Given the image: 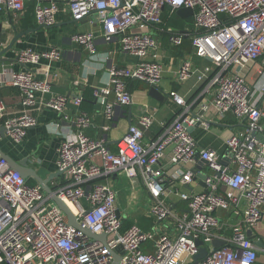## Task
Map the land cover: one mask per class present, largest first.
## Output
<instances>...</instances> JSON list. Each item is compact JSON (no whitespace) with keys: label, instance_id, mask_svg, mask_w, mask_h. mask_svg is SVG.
Wrapping results in <instances>:
<instances>
[{"label":"built area","instance_id":"1","mask_svg":"<svg viewBox=\"0 0 264 264\" xmlns=\"http://www.w3.org/2000/svg\"><path fill=\"white\" fill-rule=\"evenodd\" d=\"M28 1L0 0V12L23 14ZM33 1L39 26L53 27L58 16L66 13L74 22L98 25L107 42L119 46L123 54L138 58L132 69L112 68L107 88L94 91L95 98L105 104L108 121L113 119L116 106L132 104L130 80L155 88L162 82V64L149 59L158 48L150 26L161 24L167 6L174 11L192 9L197 31L192 38L195 55L210 58L218 70L210 82V87L217 90L214 107L221 117L232 114L245 120L246 126L226 140L224 157L212 148L199 150L185 127L197 122L188 118L166 128L160 139L147 148L143 145L144 134L153 120L145 114L128 129L118 142V152L113 153L103 141L86 135L90 125L87 115L80 113L71 119L66 113L67 97L51 98L45 105L79 130L75 140L65 141L58 148L57 167L63 184L53 195L67 205L84 230L104 235L106 241L94 240L71 226L41 186L30 185L0 151V264H255L258 247L247 232L264 218V144L253 137V133L264 135V108L254 100L245 77L229 72L259 59L264 62V0ZM72 39L91 56L97 54L94 32H79ZM183 39L182 33L169 36V42L176 47L182 45ZM60 58L58 49L43 54L28 49L19 53L18 62L37 67L42 60ZM49 69L45 67L44 80H38L32 70L11 73L7 78L0 74V89L12 86L23 95L21 115L6 121V106L0 99V129L16 145L25 140L29 129L38 126L31 110L38 105L40 94L50 92ZM196 71L185 61L178 71V80L188 81ZM209 72L208 67L199 72V80ZM110 93L115 96L113 103L106 102ZM170 97L183 104L175 92ZM82 102V96L74 99L76 107ZM168 149L171 164L186 168L181 184L187 187L202 174L207 188L202 193L180 194L186 205L180 213L166 200L165 180L159 168ZM95 156L102 158V166L91 162ZM197 161L204 163L208 174L188 168ZM116 174L142 180L151 197L150 215L155 221L152 230L136 224L124 228L114 188L100 181ZM222 211L237 219L229 229L230 237L219 234L224 228L218 215ZM215 241L224 245L217 249L213 246ZM201 248L207 249L208 255L196 263Z\"/></svg>","mask_w":264,"mask_h":264},{"label":"crops","instance_id":"2","mask_svg":"<svg viewBox=\"0 0 264 264\" xmlns=\"http://www.w3.org/2000/svg\"><path fill=\"white\" fill-rule=\"evenodd\" d=\"M35 2L30 0L26 3L25 12L17 15L13 12L4 10L0 12V27L3 33L0 35V52L8 48L17 34L26 33L20 38L11 50L2 58L12 60L10 62H0V74L7 78L11 73L25 72L32 70L38 80H44L45 67L49 66V82L51 89L49 93L38 96V105L31 110L38 120V126L31 128L27 132L25 140L16 145L8 137L0 140V151L4 156L19 162L26 158L29 159V167L44 180H48V186L53 194L63 184V176L59 174L57 167L58 148L68 140H75L79 134L78 128L71 121H64L63 116L48 108L45 103L55 96H64L68 98L66 113L74 119L77 114H85L90 118V125L86 129V135L94 141H103L105 147L113 153L118 152V142L127 134L128 129L137 125L140 118L148 114L152 117L153 123L145 132L143 145L145 147L153 146L163 135L166 128L173 125L181 118L196 120L192 114H202V124L200 126L189 125L193 128L192 135L197 142L199 150L212 148L221 156L227 152L226 140L233 134L244 130L246 121L238 119L232 114L221 117L214 107V98L217 92L215 87H210V82L214 74L218 71L210 58H199L195 55L192 38L197 33L194 25V17L187 19L180 18L175 11L167 8L162 13V22L159 25H151L150 32L156 38L158 48L150 53V60H156L162 64L164 73L158 90L165 95V99L159 101L150 96V87L148 84L130 80L128 86L132 94V104L129 106H116L112 120H107L105 104L102 100L95 98L94 91L107 88L110 80L112 68L132 69L139 62L138 58L128 54H123L119 46L107 42L98 25L90 26L87 21L74 22L66 13L58 16L57 24L45 29L39 26L34 16ZM169 20L167 25L165 22ZM65 21H68L64 23ZM66 24L74 25L69 34L61 30ZM159 26V28H158ZM161 27V28H160ZM164 27L168 31H178L184 34L181 46H173L169 42L168 33H164ZM94 32L96 35L97 54L91 56L82 46L76 43L72 38L79 32ZM33 50L43 54L53 49L61 51L59 60H42L40 66H23L18 61V55L24 50ZM189 61L192 68L199 72H204L205 68H210V72L205 74L203 80H199V72L194 74L188 81L178 80L177 74L181 65ZM229 73L238 74L245 77L254 100H258L261 107L264 108V62L262 59L251 62L242 68H234ZM175 92L183 99V104H177L170 93ZM82 96L84 99L80 107L74 105V99ZM22 92L20 89L12 86H3L0 89V99L6 106L5 121L21 115L23 109L21 106ZM115 96L110 93L106 96L107 103H113ZM264 126V120H263ZM171 149L166 151V158L162 160L159 168L162 170V178L165 180L167 198L166 200L180 213L186 208L184 202L180 199V194L190 195L206 191V185L203 182L202 174L198 175L192 184L185 187L180 180L186 172L182 166L172 165L170 162ZM95 165L102 166L103 161L100 156H95L91 160ZM190 169H196L203 174H208V169L197 161L188 166ZM102 183L109 184L113 188L119 187L120 192H116L117 202L120 200V194L130 189L126 195L127 207L137 203L138 199L146 201L147 206H151V197L146 192L142 180H131L125 174H116L105 177L100 180ZM33 185H39L34 180H30ZM145 194H142V190ZM44 191V190H43ZM47 197H51L45 191ZM228 195V191H226ZM52 199V197H51ZM146 206V207H147ZM119 213L125 223L133 219L139 220L141 216H148V221L153 220L150 215V207L145 209L138 208L132 213L128 209H120ZM143 211V213H141ZM131 214V215H130ZM222 220L224 228L219 234L230 237L229 230L237 222L228 212L218 213ZM150 216V218H149ZM146 223V224H145ZM146 231L154 227V223L148 226L149 222H143ZM252 232L255 241L263 240L264 243V218L248 232ZM247 232V234H248ZM255 264H264V248H258V257Z\"/></svg>","mask_w":264,"mask_h":264},{"label":"water","instance_id":"3","mask_svg":"<svg viewBox=\"0 0 264 264\" xmlns=\"http://www.w3.org/2000/svg\"><path fill=\"white\" fill-rule=\"evenodd\" d=\"M167 9L170 11H174L172 6H167ZM176 14L182 18V19H187L190 18L194 15V11L192 9H188V8H182L179 10L175 11ZM45 29H48V27H43ZM3 33L1 27H0V35ZM26 33L28 32H24L21 34H17L15 39L13 40V42L8 46V48H6L5 50H3L2 52H0V62H10L12 60H5L2 57L13 48V45L20 39L22 38ZM18 61V58H17ZM150 96L156 100H163L165 99V95L162 94L158 88L152 87L150 90ZM192 116L196 119H199V122L195 125V126H200L202 124V120H201V116L202 114H192ZM185 127H187V131L189 133L192 134L193 132V128L189 127L187 124H185ZM0 133L3 135L4 137V130L0 129ZM253 137H255L258 141H260L262 144H264V135L262 134H258V133H253ZM4 155V154H3ZM7 160V162L9 163L10 167L14 170H16L17 172L20 173V175L27 179L28 181H30L31 179L34 180L36 183L39 184V186H41V188L48 194L51 195L52 200L55 202V204L64 212V214L68 217L69 220V224L73 227H75L78 230L83 231L85 234H87L89 237H91L94 240H98V241H106V236L102 235V236H97L94 235L92 232H90L89 230H84L77 222L76 217L73 215V213L70 211V209L67 207V205L58 197L53 195L52 190L49 188L48 186V180H44L42 179L36 172L35 170H33L32 168L29 167V159L26 158L22 161L16 162L14 160H12L10 157L8 156H4ZM204 164V163H201ZM61 173L56 174V176H59ZM202 178L204 179V176H202ZM248 237L254 241V244L256 247L263 249L264 248V243L263 240H259V241H255V237L253 236L252 232H248ZM198 245H202V242L199 241ZM224 245V242L221 241H215L213 246L215 248H220ZM208 255V251L205 248H201L199 255H197L195 257V262L198 263L202 260L205 259V257Z\"/></svg>","mask_w":264,"mask_h":264},{"label":"rangeland","instance_id":"4","mask_svg":"<svg viewBox=\"0 0 264 264\" xmlns=\"http://www.w3.org/2000/svg\"><path fill=\"white\" fill-rule=\"evenodd\" d=\"M66 22H68V21H65L64 23H66ZM73 27H74V25H68V24H66L65 26H63V27L61 28V30H63V32L66 33V34H69ZM114 190H115V192H120L119 187H115ZM141 190H142V189H141ZM129 192H131L130 189H127L126 191L121 192V194H120V200H119V198H118V203H119V205H120V209L126 211V209H128L129 207H131V208L127 211V212H129V213H132L134 210H138V208L145 209L144 211H146V209H147V210L149 209L150 206H149V205L147 206L146 201L143 202V199H142V198H141V199H138V202H137V203L135 202V203H133V205L127 207V203H128V201H127L126 195H127ZM116 194H117V193H116ZM142 194H145V192H144L143 190H142ZM117 196H118V194H117ZM146 206H147V207H146ZM125 208H126V209H125ZM141 213H143V211H142ZM143 214H144V213H143ZM130 215H131V214H130ZM149 218H150V216H149ZM148 220H149V219H148V216H146L145 214H144V216H141V215L139 214V220H138V221H135V220H133V219H130V221L134 222L136 225H138V226H140V227H143V228H145L143 222H149L148 226H150L151 224H153V223L155 222L154 220H150V221H148ZM145 224H146V223H145Z\"/></svg>","mask_w":264,"mask_h":264},{"label":"trees","instance_id":"5","mask_svg":"<svg viewBox=\"0 0 264 264\" xmlns=\"http://www.w3.org/2000/svg\"><path fill=\"white\" fill-rule=\"evenodd\" d=\"M162 20H163V19H162ZM168 22H169V20H167L165 23L168 25V24H169ZM159 26H160V25H159ZM159 26H158V28H159ZM160 28H161V27H160ZM164 33H165V34L168 33L169 36H170V35H173V34H174V35L180 34V32H178V31H171V32L168 31L167 27H166V28L164 27ZM84 99H85V98H83V101H84ZM82 103H83V102H82ZM29 184H30V185H33V184L30 183V182H29ZM131 225H133V224H131L130 222H127V223L124 222V228H127V227H129V226H131Z\"/></svg>","mask_w":264,"mask_h":264}]
</instances>
